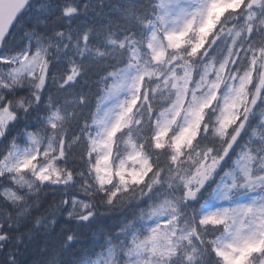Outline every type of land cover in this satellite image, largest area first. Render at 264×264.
Masks as SVG:
<instances>
[{
    "label": "snow or ice",
    "instance_id": "6c2138e0",
    "mask_svg": "<svg viewBox=\"0 0 264 264\" xmlns=\"http://www.w3.org/2000/svg\"><path fill=\"white\" fill-rule=\"evenodd\" d=\"M82 229L71 264H264V0H0V264Z\"/></svg>",
    "mask_w": 264,
    "mask_h": 264
},
{
    "label": "trees",
    "instance_id": "16d2710c",
    "mask_svg": "<svg viewBox=\"0 0 264 264\" xmlns=\"http://www.w3.org/2000/svg\"><path fill=\"white\" fill-rule=\"evenodd\" d=\"M89 84L91 85V82H89ZM93 92H95L94 88ZM125 215L126 213H122L119 211L113 213H106L102 219L101 228L104 230V232L118 231L121 223L125 218ZM72 226L73 225H66L64 220L61 219L57 225L56 231L59 232L62 227ZM81 231L83 232V235L81 237L82 242L77 245L72 252L65 253L63 256V259L65 261H68L69 264H71V262L73 261L79 262L82 258H87V256H89L93 251L100 250L95 241H99L101 239V232L97 229H82ZM53 239H55V237H53ZM54 251L55 250L53 248L49 247L46 253L30 255L29 257H27L29 264H34V262L50 258L51 254ZM56 258L60 259L58 255Z\"/></svg>",
    "mask_w": 264,
    "mask_h": 264
}]
</instances>
